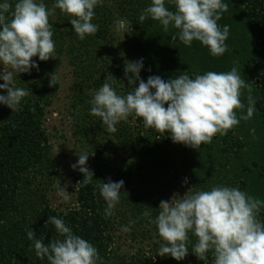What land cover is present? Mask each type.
<instances>
[{
  "label": "trees",
  "instance_id": "1",
  "mask_svg": "<svg viewBox=\"0 0 264 264\" xmlns=\"http://www.w3.org/2000/svg\"><path fill=\"white\" fill-rule=\"evenodd\" d=\"M9 2L14 6L16 0ZM43 2L51 9L55 0ZM150 2L102 0L92 20L98 31L83 40L72 29L73 17L56 9L49 17L54 58L40 61L33 57L38 69L14 77L16 86L27 89L29 95L22 99L18 111L0 104V264H48L47 258L36 256L27 231L31 228L36 233L34 239H43L45 244L62 240L53 224L45 227L51 216L61 218L74 235L96 247L101 258L98 264H205L191 252L196 242L191 233L184 259L157 254L163 241L152 221L160 211V201L173 194L174 199H180L185 192L210 190L216 185L238 187L264 200V0H224L228 10L218 24L229 26V36L225 41L228 50L221 56L211 55L199 41L184 45L178 38L179 30L169 26L165 32L150 17L140 22L139 16ZM165 3L175 11L169 0ZM117 19L132 22L130 32H121V36L115 28ZM141 58L139 75L145 82L149 76L167 80L186 72L194 78L235 66L252 87L256 111L251 119L240 120L225 135H215L211 143L198 149L174 143L168 133L145 128L143 119L135 115L109 133L100 118L90 114V101L105 82L117 94L132 91L139 81L128 85L125 63ZM62 61L72 73V130L79 143L76 163L80 154H90L86 166L93 172L92 182L82 186L84 176L79 168L70 171L76 206L69 208L55 207L50 201L60 165L45 127L47 108L59 87V80L57 85H49L50 76L54 73L58 77ZM6 94L0 89V95ZM247 97V89H242L245 109L237 110L238 117L246 115ZM109 178L124 184L113 215L106 216L107 203L97 184L107 183ZM184 178L188 180L186 188L181 186ZM258 219L264 222V208ZM130 221L135 222L131 230L122 231ZM208 256L211 264L212 254Z\"/></svg>",
  "mask_w": 264,
  "mask_h": 264
},
{
  "label": "clouds",
  "instance_id": "2",
  "mask_svg": "<svg viewBox=\"0 0 264 264\" xmlns=\"http://www.w3.org/2000/svg\"><path fill=\"white\" fill-rule=\"evenodd\" d=\"M169 2L175 11L166 7L165 0H151L140 14L139 21L150 17L158 21L165 32L171 26L179 30L178 38L184 45L191 46L194 40L199 41L213 56H221L228 50L225 41L229 36V26L221 28L218 24L222 14L228 10L224 0ZM101 3L102 0H55L51 9L43 0H16L14 6L9 0L0 3V64L3 65L0 79L4 81L0 89L7 92L0 95V104L18 111L29 91L17 87L14 77L32 68L38 69L33 57L40 61L54 58L56 49L49 17L55 14V10L73 17L70 19L72 29L83 40L98 31V25L92 20L96 6ZM131 23L117 19L116 31L130 32ZM142 61L143 58L125 63L128 85L139 81L132 91L120 95L110 83L105 82L90 101V114L99 117L109 133H115L119 122L135 115L143 119L145 128L168 133L174 143L198 149L202 144L211 143L215 135H225L240 120L251 119L256 111L252 87L241 78L235 66L230 71H206L194 78L186 72L167 80L149 76L145 82L139 75ZM57 80L58 77L52 73L49 85H57ZM242 89L248 91V103L246 115L238 117L237 110L243 112L245 109L241 101ZM251 131L254 133L255 130ZM89 155L80 154L77 163L71 165L73 169L78 167L83 174L82 186L93 180V172L86 166ZM123 184V180L113 182L110 178L107 183L97 184L107 203L106 216L113 215ZM65 188L58 184L56 194L67 202L71 193ZM185 193L180 199H174L173 194L170 200L159 203L160 211L152 221L163 241L158 255H170L178 261L184 259L189 252L191 233L196 237L191 252L205 264H208V253L212 254L211 264H264V222L258 219L264 200L238 187L222 185ZM47 223L53 224L63 239L45 244L43 239H34L36 233L30 228L27 237L33 240L38 258H47L48 264H98L101 258L96 247L74 235L61 218L51 216L45 227ZM133 223L130 221L129 226H123L122 231L129 232Z\"/></svg>",
  "mask_w": 264,
  "mask_h": 264
},
{
  "label": "rangeland",
  "instance_id": "3",
  "mask_svg": "<svg viewBox=\"0 0 264 264\" xmlns=\"http://www.w3.org/2000/svg\"><path fill=\"white\" fill-rule=\"evenodd\" d=\"M118 32V31H117ZM120 35L122 36L121 32ZM3 72V65H0V73ZM59 87L53 103L47 108L45 127L49 134L52 145L53 155L55 156L59 168V177L56 179L55 187L50 193L51 204L55 207H74L76 206V188L73 185L71 165L76 164V151L79 146L77 138L73 135V122L71 115V81L72 73L70 66L62 61L58 73ZM115 158V156H112ZM119 158V156H118ZM188 180H181V186L186 188ZM65 187L71 193L69 201L64 202L57 193V185ZM167 198L166 201L170 200Z\"/></svg>",
  "mask_w": 264,
  "mask_h": 264
}]
</instances>
